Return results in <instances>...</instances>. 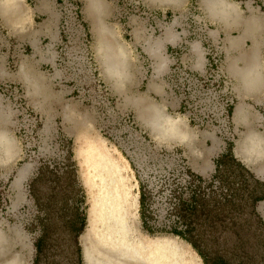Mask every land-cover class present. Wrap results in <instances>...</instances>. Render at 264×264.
Returning <instances> with one entry per match:
<instances>
[{
	"label": "rangeland",
	"instance_id": "rangeland-1",
	"mask_svg": "<svg viewBox=\"0 0 264 264\" xmlns=\"http://www.w3.org/2000/svg\"><path fill=\"white\" fill-rule=\"evenodd\" d=\"M218 1L233 8L235 3L239 4L243 13L252 8L264 16V0ZM72 2L78 9V17L71 21L70 33L67 36L61 34L63 42L69 41L67 47L63 45L61 57L66 64L63 71L69 77L64 83L75 85L73 99L81 106L77 114L81 123H74V127L69 124L75 135L66 133L62 114L57 115L52 125H47L45 116L33 111L27 103L22 87L0 79V264H18V259L21 264H34L37 257L35 243L40 237L43 240L36 264H79V259L83 264L81 238L87 230L88 196L75 154L78 134L101 139L116 156L119 154L125 159L132 190L137 195L136 222L141 233L188 246L172 232L184 231L192 222L196 227L191 235L206 256L207 264H219L220 260L228 264H264V227L251 212L247 190L238 189L232 203L224 202L226 188L215 184L209 186V182L203 183L194 177L187 168L182 147L157 143L130 109V103H135L131 98L137 93L150 100V103L138 101L143 112L149 107L156 108L155 105L164 99L146 95L145 82L132 91L133 95H111L101 79L91 49L84 52L83 44L89 46L90 34L83 25L81 4L77 0ZM115 2L123 41L132 40L127 22L137 17L155 36L159 35L161 26L181 22L188 37L204 43L206 53L215 50L208 44L205 30L208 21L200 9V0H186L183 11L150 10L142 0ZM28 7L32 11L33 2H29ZM58 9L61 27L62 5L59 3ZM176 52L178 49L173 50L175 56ZM216 52L221 61L220 52ZM139 54L140 59H146L144 54ZM7 68L11 73L15 71L12 59ZM184 68L175 63L167 74L169 93L180 101V107L164 111L172 117L176 114L185 117L190 127L198 131L200 126L195 122V109L207 103L203 97L192 96L190 99L181 91L185 82L180 74ZM157 108L165 119L166 114ZM167 118L170 120L169 116ZM142 121L145 124L144 118ZM200 129L205 128L201 126ZM168 130L179 135L178 127L169 126ZM6 143L8 148H5ZM211 188L215 192L212 202L208 200L211 194L207 196ZM194 194L206 195L205 203L202 202L196 213L198 218L190 217L180 204L190 201ZM203 220L209 222L203 223ZM8 236L24 238L30 246L29 251L23 248L20 237L16 239L18 242L10 240L8 243ZM201 264H204L202 258Z\"/></svg>",
	"mask_w": 264,
	"mask_h": 264
},
{
	"label": "crops",
	"instance_id": "crops-1",
	"mask_svg": "<svg viewBox=\"0 0 264 264\" xmlns=\"http://www.w3.org/2000/svg\"><path fill=\"white\" fill-rule=\"evenodd\" d=\"M2 1L0 79L22 87L27 103L33 111L45 116L47 125H52L57 115L62 114L66 133L75 135L69 124L74 127V123H81L77 116L81 106L73 99L75 85L64 83L69 77L63 71L66 64L61 57L65 42L61 36L59 0ZM77 1L82 6L83 25L91 39L86 50L91 49L101 79L111 95H133L132 91L145 82L146 95L164 98L155 105L162 112L171 107L178 110L180 101L173 99L169 93L167 74L175 63L194 75L205 74L209 58L204 43L188 37L181 22L161 26L159 35L155 36L152 29L137 17L127 22L132 40L123 41L120 32L122 26L116 19L115 0ZM29 2H33L32 11L28 7ZM142 2L150 10L162 11H183L186 4V0ZM199 5L208 21L205 29L208 44L220 52L222 74L234 100L227 131L213 126L205 129L198 127L197 131L190 127L185 117L178 114L172 117L165 113L167 124L163 122L162 133L158 134L145 125L138 115L141 109L138 101L150 103V100L137 93L135 98H131L135 103H130V109L157 143L183 148L187 168L194 177L203 183L209 182V186H223L226 192L240 188L251 190L257 186L254 194L260 196L264 193V122L261 107L264 102V16L252 8L243 13L241 6L235 3L232 8L234 14L228 15L223 23L218 19V13L207 10L203 0ZM234 15L236 20L233 19ZM175 49H178L176 56L173 54ZM139 53L144 54L146 59H140ZM116 57L126 61L125 79L114 77L106 70L107 60ZM11 59L15 68L13 73L7 68ZM168 116L170 120H167ZM169 121H174L172 127H178V136L169 132ZM241 145L246 149L258 150L243 154L240 152ZM258 183H261V188ZM248 200L251 202V212L253 210L257 219L264 224V198L255 203L252 199ZM8 237V243L10 240L18 242L16 239L20 237L23 248L29 251L30 246L24 238ZM185 242L190 247L184 246L201 264L197 251ZM81 256L83 261L82 248ZM17 262L21 264L19 259Z\"/></svg>",
	"mask_w": 264,
	"mask_h": 264
},
{
	"label": "bare ground",
	"instance_id": "bare-ground-1",
	"mask_svg": "<svg viewBox=\"0 0 264 264\" xmlns=\"http://www.w3.org/2000/svg\"><path fill=\"white\" fill-rule=\"evenodd\" d=\"M3 3L0 0V11L4 8ZM203 3L209 12L218 13V19L223 22L233 13L232 5L225 2L204 0ZM236 18L234 15L233 19ZM125 62L118 57L110 58L106 70L114 77L125 79ZM147 110L140 109L139 117L144 118L145 125L161 134L165 119L157 107ZM169 122L172 127L174 124ZM257 150L240 146L243 154ZM75 154L88 196L87 230L81 238L84 264H200L186 246L168 238L149 237L139 231L137 195L133 193L128 165L121 155L116 156L101 139L79 134Z\"/></svg>",
	"mask_w": 264,
	"mask_h": 264
},
{
	"label": "built area",
	"instance_id": "built-area-1",
	"mask_svg": "<svg viewBox=\"0 0 264 264\" xmlns=\"http://www.w3.org/2000/svg\"><path fill=\"white\" fill-rule=\"evenodd\" d=\"M62 5V31L64 36L70 33L72 29L71 21L77 20L78 9L74 7L72 0H59ZM80 27V26H79ZM84 37V35H82ZM67 39V37H66ZM83 42L88 41L83 39ZM69 44L65 42V47ZM86 45V44H85ZM83 44L84 52L86 46ZM209 56L207 71L203 75H194L189 71H184L180 74L183 83L181 91L184 95L196 96L198 99L203 97L207 104H203L197 112L195 122L200 127L209 128L211 126L219 128L225 132L228 129V119L230 116L231 107L234 105V100L231 96L230 86L227 80L223 77L221 69V61L216 50L208 52ZM195 102V100H193ZM196 103V102H195ZM263 122H264V102L261 105ZM188 108L192 107L188 105ZM209 108V110H207ZM194 121V120H193Z\"/></svg>",
	"mask_w": 264,
	"mask_h": 264
},
{
	"label": "trees",
	"instance_id": "trees-1",
	"mask_svg": "<svg viewBox=\"0 0 264 264\" xmlns=\"http://www.w3.org/2000/svg\"><path fill=\"white\" fill-rule=\"evenodd\" d=\"M258 184H259V187L261 188L262 187L261 183H258ZM246 190H247V199L248 198L252 199L253 203H255L256 201H259V200L264 198V193L262 195H260V196H255L254 193H256V191H257V186L253 187L251 190L248 189V188ZM236 191L237 190L227 191V193L223 195V201L226 202V203H232L233 202V197L235 196ZM213 193H215V192H214V190L211 189L209 194H207V196H209L211 194V196L208 199V200H211V202H212ZM205 196H206L205 194H202V195H199V196L194 194L191 197L190 201L186 200L184 202H180L181 208L184 206L183 209H185L186 212L190 214V217L191 216H197V218H198L199 216L196 215V213H198L197 212L198 209L202 206V202L204 201V203H205ZM142 199L143 198L141 197V202H140L141 205H142ZM211 202L209 201V203H211ZM252 213H253V210H252ZM192 218H189V220H192ZM194 218L197 219L196 217H194ZM208 219H209V217H208ZM203 221H204L203 223H208L210 221V219H209L208 222H206V220H203ZM258 222L261 224V222L259 220H258ZM189 223L190 224L187 225V228L184 231L173 230L172 233L174 235H176V236H179L181 239L187 241L197 251L199 256L203 259L204 264H207L206 260H205L206 256L204 255V253H202L199 250V247L196 245V243L194 241V238L191 235L193 233V231H194V226L192 225L193 223L192 222H189ZM261 225L264 227L263 223ZM42 240H43V238L40 237V238H38V240L35 243V247H36V251H37V257L34 260V264H36L37 261H38V253L41 251ZM79 264H81L80 259H79ZM219 264H228V263L226 261H224V260H220Z\"/></svg>",
	"mask_w": 264,
	"mask_h": 264
}]
</instances>
